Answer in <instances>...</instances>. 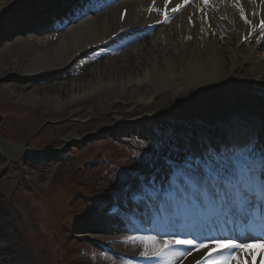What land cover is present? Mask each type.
I'll list each match as a JSON object with an SVG mask.
<instances>
[{"label":"bare ground","instance_id":"bare-ground-1","mask_svg":"<svg viewBox=\"0 0 264 264\" xmlns=\"http://www.w3.org/2000/svg\"><path fill=\"white\" fill-rule=\"evenodd\" d=\"M17 2L26 7L25 12L35 14L51 1L0 0V19L9 21L6 25H13L21 15L14 11ZM149 3L128 4L124 22L120 21L121 7L114 6L96 18L94 15L84 18L62 33L56 44L42 51L16 56L9 63L0 65L3 87L17 101L36 108L35 113L41 109L40 112L47 111L45 115L52 109L60 118H66L77 105H87L89 100L100 105L107 101L116 112L113 120L99 129L104 126L122 129L130 124L138 125L142 132L148 127L154 130L159 126L167 127L168 131L191 133L186 137L207 136L211 140L219 138L220 132L233 126L259 129L264 122V53L257 43H243L242 39L249 34L252 25L258 31L257 26L264 20V0H209L207 5L203 0H190L180 9L175 22L148 41L91 60L77 77L59 78L52 74L61 67L59 65L77 59V55L88 46L107 41L111 35H118L131 26L141 25L143 20L149 23L150 20L137 11ZM199 7L202 9L197 12ZM241 7L251 23H245L241 18ZM45 10L49 15L51 10ZM260 35L258 31L254 40ZM106 49L101 46L97 50L102 53ZM38 76L46 80L45 85L36 87L30 83ZM250 90L257 94H251ZM7 102L3 107L9 106ZM0 110L4 119L0 131L10 129L11 125L16 129L21 121L19 116L13 114L11 119L7 109ZM175 119H180L181 123L177 124ZM203 122L214 125L211 132L203 129ZM149 132L147 130V134ZM83 138L73 132L62 136L61 143L65 146ZM178 138L182 141V137ZM18 149L24 152L23 147ZM0 151L14 152L13 146L5 144L1 135ZM48 191L47 187L43 189V192ZM8 204L0 188V232L6 233V238L0 239V245H3L0 264H32L30 249L21 236L19 218ZM111 218H103L97 232L103 231V226H108ZM119 219L115 218L109 227L117 226ZM149 227L146 221L141 224L142 234H147L143 229ZM86 235L84 233L83 237ZM260 245L264 247V244ZM253 249L250 245L243 251H233L239 252L237 260L249 264ZM141 251L138 245V254ZM221 252L227 254L231 251L222 249ZM206 253V249H193L191 255L182 257L178 264H195Z\"/></svg>","mask_w":264,"mask_h":264},{"label":"rangeland","instance_id":"rangeland-1","mask_svg":"<svg viewBox=\"0 0 264 264\" xmlns=\"http://www.w3.org/2000/svg\"><path fill=\"white\" fill-rule=\"evenodd\" d=\"M17 7L22 11L21 3L17 2ZM3 24L0 19V43L5 41L1 39ZM50 40L13 43L9 47L0 45V65L9 63L16 56L45 50L54 44ZM7 42L11 43V40ZM76 73L70 70L61 78L70 74L76 76ZM30 83L37 87L45 85L46 80H30ZM3 84L0 81V108L7 109L11 119L13 114H17L21 121H18L16 129L12 125L10 129L2 125L5 130L0 131V135L7 142L22 145L25 152L13 150V153L6 154L0 151V188L19 218L21 236L30 249L32 264H122L127 261L95 254L91 244L81 238V233L89 226H95L86 217L96 202H100V197H106L108 193L115 195V189L118 190L122 184L121 179L135 175L137 165L141 163L142 158L129 160L130 154L137 156L134 152L137 148L126 145L127 139L154 147L157 144L154 134H147V130L153 128L148 127L140 134H136L140 127L134 128L130 124L122 129L108 126L99 129L111 122L116 112L107 101L100 105L89 100L87 105L73 107L66 118H60L52 109L45 115L46 110L40 112L39 109L35 113L33 110L36 108L11 97ZM6 102L9 103L7 108L3 107ZM80 112L82 114L79 115ZM2 115L0 110V125L4 122ZM73 132L84 138L63 146L62 136ZM31 151H44L45 154H26ZM122 159L131 162L129 168L132 170L124 176L118 167ZM46 187L49 191L43 192ZM131 235L126 234V238ZM118 247L129 252L138 250V244H125L123 241L118 243Z\"/></svg>","mask_w":264,"mask_h":264},{"label":"snow or ice","instance_id":"snow-or-ice-1","mask_svg":"<svg viewBox=\"0 0 264 264\" xmlns=\"http://www.w3.org/2000/svg\"><path fill=\"white\" fill-rule=\"evenodd\" d=\"M203 3L207 5L209 0ZM240 13L245 23H251L242 7ZM260 28L264 29V20ZM141 163L146 172L126 183L124 199L110 206L109 214L127 218L135 230H140L137 214L151 224L143 229L147 234L123 241L138 244L142 248L140 256L148 264H178L193 249H208L197 264H232L234 260L242 264L237 251L214 253L218 249L243 251L250 241L264 243V122L259 129L222 144L207 136L181 141L175 132L163 134ZM226 226L239 231L210 234ZM201 235L206 238L199 239ZM5 238L6 233L0 232V239Z\"/></svg>","mask_w":264,"mask_h":264},{"label":"water","instance_id":"water-1","mask_svg":"<svg viewBox=\"0 0 264 264\" xmlns=\"http://www.w3.org/2000/svg\"><path fill=\"white\" fill-rule=\"evenodd\" d=\"M13 147H15L16 149H18L16 146L13 145ZM41 154V153H40Z\"/></svg>","mask_w":264,"mask_h":264}]
</instances>
